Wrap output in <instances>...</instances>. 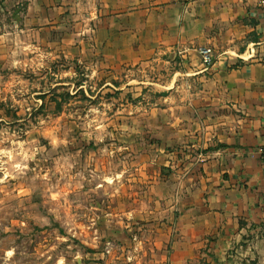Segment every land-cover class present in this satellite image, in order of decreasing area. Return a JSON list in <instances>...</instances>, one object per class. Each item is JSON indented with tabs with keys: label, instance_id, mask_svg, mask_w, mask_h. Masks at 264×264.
<instances>
[{
	"label": "crops",
	"instance_id": "obj_1",
	"mask_svg": "<svg viewBox=\"0 0 264 264\" xmlns=\"http://www.w3.org/2000/svg\"><path fill=\"white\" fill-rule=\"evenodd\" d=\"M60 29L99 68L161 70L137 84L153 93L142 134L177 168L153 226L166 264H264V0H0V70Z\"/></svg>",
	"mask_w": 264,
	"mask_h": 264
},
{
	"label": "rangeland",
	"instance_id": "obj_2",
	"mask_svg": "<svg viewBox=\"0 0 264 264\" xmlns=\"http://www.w3.org/2000/svg\"><path fill=\"white\" fill-rule=\"evenodd\" d=\"M47 39L0 70V264H166L153 226L177 168L142 134L153 93L137 84L161 70L99 68L66 29Z\"/></svg>",
	"mask_w": 264,
	"mask_h": 264
},
{
	"label": "built area",
	"instance_id": "obj_3",
	"mask_svg": "<svg viewBox=\"0 0 264 264\" xmlns=\"http://www.w3.org/2000/svg\"><path fill=\"white\" fill-rule=\"evenodd\" d=\"M198 53L201 57V63L206 68L209 67L212 63V52L209 48H200ZM258 154L261 160V163L264 165V143L258 150Z\"/></svg>",
	"mask_w": 264,
	"mask_h": 264
}]
</instances>
